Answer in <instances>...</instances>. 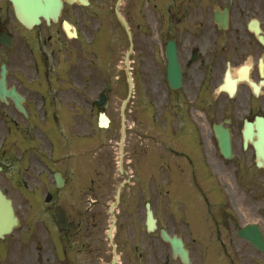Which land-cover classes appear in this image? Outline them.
<instances>
[{
    "label": "flooded vegetation",
    "instance_id": "af4514ba",
    "mask_svg": "<svg viewBox=\"0 0 264 264\" xmlns=\"http://www.w3.org/2000/svg\"><path fill=\"white\" fill-rule=\"evenodd\" d=\"M225 15L226 27L223 21H216L217 16ZM163 18L165 23L149 32L147 56H142L137 42L133 50L134 103L141 105L146 89L148 142H126L121 162L114 161L116 172L110 162L102 164L105 171L99 187L94 186V178L85 174L90 178L80 194L84 195L80 202L68 201V195H75L70 186L75 170L68 172L63 167L64 185L60 188L55 185L50 190V202L41 200L37 234L29 229L25 233L36 241L37 257L43 259L49 252L56 264L111 263L114 253L108 260L105 241L110 224L105 229V216H111L112 198L124 179L128 182L122 188L118 207L126 194L138 192L137 183L131 180L137 178L136 171L144 164L148 168L150 190L155 192L156 179H163L165 195L171 198L169 205L172 201H184L187 207L194 203L195 222L202 225L204 221H212L215 238L226 253V241L241 240L238 230L244 224L256 223L264 237V165L257 164L252 143L257 140L244 136L247 122L264 117V42L260 39V34L264 39V0H170ZM43 30L31 29L35 34L28 38L29 30L17 20L11 0H0V73L5 64L7 89L15 88L23 96L28 113L25 125L32 128L38 126L31 120L39 109L56 110L54 95L60 93L57 67L49 58L55 50L44 51L47 39L43 38ZM9 40L13 41L11 48L4 44ZM170 42L177 48L181 67L178 88H172L168 75ZM82 65L74 67L69 76L82 85V90L70 91L79 96V102L91 94L85 77L78 75L84 70ZM6 98L7 102L0 100L4 113L18 114L14 102L8 95ZM85 102L89 112L84 121L88 124L91 103L88 99ZM133 124V132L139 136L138 115ZM215 126L230 131L231 156L222 151ZM83 172L86 171H78ZM118 178L122 180L117 184ZM186 187H194L191 189L194 194L188 193ZM111 194L113 197L108 200ZM59 206L65 210L62 213H66L67 225L73 223V227L59 225L55 212ZM117 231L116 226L115 240ZM243 241L248 260L257 255L258 264H264V251ZM93 249L97 255L92 260L89 254Z\"/></svg>",
    "mask_w": 264,
    "mask_h": 264
},
{
    "label": "rangeland",
    "instance_id": "374dc122",
    "mask_svg": "<svg viewBox=\"0 0 264 264\" xmlns=\"http://www.w3.org/2000/svg\"><path fill=\"white\" fill-rule=\"evenodd\" d=\"M90 1L89 6L66 5L61 17L77 27L78 38H70L65 34L60 24L61 20L50 25L43 22L39 26L44 29L43 38L47 39V42H44V51L55 50V54H50L49 58L51 61L58 59L56 74L60 78L64 77L61 88L82 90L80 83H74L67 78L75 65L84 63L81 60L86 61L85 65H82L85 66L82 70L85 74L82 75L81 71L80 76H85L90 84L91 94L88 97L91 101L90 124H85L84 121V113L87 115L88 105L83 101L77 104L79 96L73 97L69 91L66 94H59L56 98L63 108L57 114L62 123H65L64 128L47 123L53 120H43V115L40 113L39 123L47 124H38V129H28L24 123L21 124L22 130L9 129L7 120L0 115V164L3 166L0 185L14 200L21 217L20 227L4 241H0V264H56L53 254L49 252L43 256V259L37 257L36 241L25 235L29 230L37 234L41 218L40 195L35 193L40 194L54 187L53 171L57 168L62 170L63 167H67L68 172H73L75 169V173L71 175L70 185L75 195H68V201L73 202L83 200L84 195L80 196V194L90 177L96 181L94 186L101 185L100 178L105 171L101 167L102 164L110 162L111 169L117 171L114 161L119 159L117 142L120 139L121 107L129 89L125 56L130 41L114 13L117 0ZM169 1L123 0L120 6L121 13L129 22L134 45L136 42L140 44L143 57L147 56L150 30L165 23L163 12ZM26 33L28 38L35 34L32 31ZM134 65L133 53H131L129 69L133 78H135ZM104 88L109 91L110 104L107 114L112 119V124L107 129L97 126L98 113L101 109L95 104L100 91ZM146 93L147 90H143L141 105L137 103L139 107L135 105L136 99L133 97L127 104L125 142H148L149 110ZM2 111L0 106V113ZM137 115L140 129L135 132L139 136L133 132V121ZM9 117L21 120L20 116ZM76 117L81 119L78 120ZM66 142L71 143L69 148L74 152L68 158L65 157ZM136 146H139L138 143ZM83 159L87 162L84 163ZM146 169L148 168L144 164L139 171H136L137 178L134 181L137 183L138 192L126 194L123 204L116 210L118 231L115 243L118 245L119 255L122 256L119 264H180L179 261L172 260L169 244L165 243L157 232L146 231L144 206L147 201L152 203L159 225L184 238L187 247L192 251L193 264H258L257 255L251 256V261L246 257L243 240L237 238H233V241L232 238L227 240L226 253L222 243L215 238L216 232L212 221H204L202 225L198 221L195 222L194 203L187 207L184 201H172L169 205L168 201L171 198L165 195L163 179H156V191H151ZM80 170L86 172L78 173ZM120 180L122 178H118L117 184ZM192 188L194 189V187H186L190 190L188 193L194 194L191 192ZM112 197V194L109 195L108 200ZM192 200H195L194 197ZM105 217L106 229L112 217ZM103 236L106 237V230ZM105 244L107 259L111 260L112 248L108 241H105ZM96 253V250H91L89 255L92 260L96 258ZM82 257L87 256L82 255Z\"/></svg>",
    "mask_w": 264,
    "mask_h": 264
},
{
    "label": "water",
    "instance_id": "95a60500",
    "mask_svg": "<svg viewBox=\"0 0 264 264\" xmlns=\"http://www.w3.org/2000/svg\"><path fill=\"white\" fill-rule=\"evenodd\" d=\"M70 3H73L75 1H79L80 3L84 5H88L89 1L88 0H67ZM122 0H118L116 3V8L115 12L118 17V19L121 21V23L124 25L129 37L131 38V32L129 30V26L127 21L123 18L121 13L119 12V5ZM15 13L19 21L27 26L28 28L33 27L36 24L41 23V18H44L47 23H50L51 20L57 21L60 14L61 10L63 7V0H12ZM63 25L68 33L69 36H76L75 34V28L73 27V33L70 32L69 30V25L67 21H63ZM132 48V44H131ZM130 48V50H131ZM170 54V51H169ZM128 55L126 58V62H128ZM174 56V54H173ZM173 58V57H172ZM171 58V59H172ZM173 64L170 68V72L174 74L173 70ZM177 70V69H176ZM5 66H3V71H2V79L0 81V96L3 99V93L5 92ZM133 88V83H132V78L129 77V96H131ZM12 97L15 100V103L17 107H19L21 110V97H18L17 94L12 93ZM126 103V102H125ZM125 103L123 105L122 110L125 108ZM97 104L99 106H103V108H107L108 106V100L104 94L101 95L100 100L97 101ZM102 118L105 117V114L101 115ZM122 138L121 142H123L124 139V131H125V125H124V114L122 116ZM258 139L261 140L262 142H257L258 144V153L264 160V120L259 119L258 120ZM101 126H107V122L100 123ZM217 131V136L219 139L223 140V137H226V141H228V136H224L222 133H220L218 130ZM252 129L251 127H247L246 134L247 136L252 135ZM229 142H221L222 147L228 146ZM1 171V167H0ZM55 179L57 180L58 184L60 185L62 183L61 175L60 173H55L54 174ZM119 197V192L118 196ZM50 199V196L47 198V200ZM19 224L18 218L15 215L14 207L12 204V200L9 199L2 191L0 188V237H4L5 234L10 233L15 226ZM146 226L148 231H154L157 229V223L156 219L154 218L153 211L150 209V205L147 204V219H146ZM161 237L163 240L169 241L173 247L174 255L177 256L179 255L182 259V261L186 264H191L188 251L184 247V243L181 238L177 237L174 235L171 237L168 232L165 229H161ZM239 235L241 237L247 238L248 240H251L254 246L257 248L264 250V240L262 239L258 229L254 226L252 227H245L242 230H240Z\"/></svg>",
    "mask_w": 264,
    "mask_h": 264
},
{
    "label": "bare ground",
    "instance_id": "6f19581e",
    "mask_svg": "<svg viewBox=\"0 0 264 264\" xmlns=\"http://www.w3.org/2000/svg\"><path fill=\"white\" fill-rule=\"evenodd\" d=\"M105 120H107V119H106V117H105V118H103V122H104Z\"/></svg>",
    "mask_w": 264,
    "mask_h": 264
}]
</instances>
